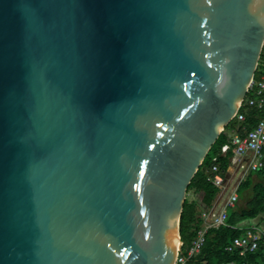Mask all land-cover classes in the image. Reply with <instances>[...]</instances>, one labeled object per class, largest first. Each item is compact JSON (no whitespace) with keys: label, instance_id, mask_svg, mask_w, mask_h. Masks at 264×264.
Masks as SVG:
<instances>
[{"label":"water","instance_id":"1","mask_svg":"<svg viewBox=\"0 0 264 264\" xmlns=\"http://www.w3.org/2000/svg\"><path fill=\"white\" fill-rule=\"evenodd\" d=\"M263 47L264 0H0V264H177Z\"/></svg>","mask_w":264,"mask_h":264},{"label":"trees","instance_id":"2","mask_svg":"<svg viewBox=\"0 0 264 264\" xmlns=\"http://www.w3.org/2000/svg\"><path fill=\"white\" fill-rule=\"evenodd\" d=\"M264 58V49L261 55L262 62ZM258 77L256 72L255 79ZM242 108L240 112H244ZM264 117L262 112L256 109H250L246 112V121L243 123L251 130L256 126L260 119ZM236 126L232 121L219 136L217 142L213 145L206 156L199 171L193 178L189 188V192H194L197 199L188 201L184 204L183 213L180 220V237L183 243L182 253L186 254L197 231L202 225L200 215L207 212L212 207L219 190L208 180L213 158L220 153L222 146L228 143V132ZM232 152L229 151L224 157L218 156L216 164L219 166L220 173L225 175L230 163ZM239 199H242L247 192H251V199L247 202L244 209L228 210V226L219 229H211L206 235V241L201 253L194 259L192 263L196 264H229L232 262H246L247 264H264V244L260 243L259 248L254 253H249L246 257H240L237 253H230L226 247L230 245L234 239L244 235L245 229L242 227L245 223L257 222L258 225L264 226V168L251 172L246 180L238 187ZM264 232V230H262Z\"/></svg>","mask_w":264,"mask_h":264},{"label":"built area","instance_id":"3","mask_svg":"<svg viewBox=\"0 0 264 264\" xmlns=\"http://www.w3.org/2000/svg\"><path fill=\"white\" fill-rule=\"evenodd\" d=\"M256 72H258V77L252 81L246 99L232 120L235 121L236 126L228 132L229 141L222 146L220 153L212 160L214 164L208 180L219 190V193L210 210L200 215L202 225L186 254L182 253L183 243L181 241L177 264H196L191 261L201 253L208 231L228 226V210L235 208L238 202L239 185L251 172L264 168V117L251 130L243 124L246 121L247 110L256 109L264 114V58L261 64L259 62ZM242 108L245 109L244 112H240ZM229 151L232 152V157L225 175H222L216 162L218 156L224 157ZM237 172H239L238 179H234L235 182L231 188L230 177ZM260 243L264 244V232L259 228L250 227L245 229L243 236L234 239L226 250L230 253H237L240 257H246L247 254L254 253ZM229 264L247 263L232 262Z\"/></svg>","mask_w":264,"mask_h":264},{"label":"rangeland","instance_id":"4","mask_svg":"<svg viewBox=\"0 0 264 264\" xmlns=\"http://www.w3.org/2000/svg\"><path fill=\"white\" fill-rule=\"evenodd\" d=\"M238 176H239V172H237L236 174H234L233 176L230 177L231 181H230L229 185H230L231 188L233 187V184H234L235 180L238 179ZM251 196H252L251 192H247L242 199H238V202H237V204H236L234 209H236V208H239V209L246 208V204L251 199ZM186 198H187L188 201H194V200L197 199V195L194 192H189V193H187ZM242 227H244V228L256 227V228H259L261 230H264V226L258 225L257 222L245 223Z\"/></svg>","mask_w":264,"mask_h":264}]
</instances>
